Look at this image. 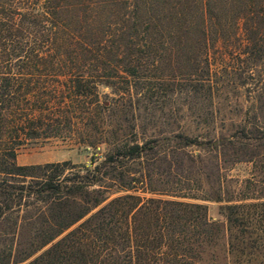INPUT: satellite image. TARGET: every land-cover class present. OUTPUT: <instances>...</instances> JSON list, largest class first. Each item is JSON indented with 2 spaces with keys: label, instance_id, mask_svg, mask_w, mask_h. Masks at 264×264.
<instances>
[{
  "label": "trees",
  "instance_id": "16d2710c",
  "mask_svg": "<svg viewBox=\"0 0 264 264\" xmlns=\"http://www.w3.org/2000/svg\"><path fill=\"white\" fill-rule=\"evenodd\" d=\"M163 61L158 79L193 96L246 86L252 122L140 140L126 98ZM263 74L264 0H0V217L23 238L0 264H264V179L223 187L237 163L264 173ZM49 139L108 150L18 164ZM199 200L225 202V222Z\"/></svg>",
  "mask_w": 264,
  "mask_h": 264
},
{
  "label": "rangeland",
  "instance_id": "374dc122",
  "mask_svg": "<svg viewBox=\"0 0 264 264\" xmlns=\"http://www.w3.org/2000/svg\"><path fill=\"white\" fill-rule=\"evenodd\" d=\"M215 58L219 60L217 54ZM162 65L160 68L150 66L147 70L150 79L142 80L137 89H132L131 102H129L130 98H126L127 104L134 105L133 114L140 126L138 134L140 140L158 131L168 134L170 131L180 130L191 135L203 136L210 131L212 136L218 137L232 134L235 131L234 125L244 123L246 119L252 122L253 93L246 86L236 88L229 86L216 90L214 97L205 93L193 96L189 93V86L187 87L186 84L188 82L180 77L170 82L159 80L160 74H169L170 71L166 62L163 61ZM263 81L264 74L261 78V82ZM124 86L125 84L118 83L117 89H114L100 85L99 91L104 100L108 96L115 99L119 97L118 91L123 90ZM245 112L248 114L245 115ZM128 116L132 117V113ZM107 150L106 145L94 150L61 139L35 140L18 150L17 162L21 165H30L70 160L76 164H90L93 155L101 157ZM259 168L260 164L256 167L252 162H241L224 169V189L228 193L237 192L245 179L251 177L253 173H256L259 180L264 179V173H260ZM118 194L120 193H115L113 196ZM199 202L208 205L209 215L213 220L225 222V217L220 211V206L225 202L215 200H199ZM16 228L12 219L5 221L0 217V256L4 247L16 246L20 240H23L15 234ZM22 231L25 234L28 229L24 228Z\"/></svg>",
  "mask_w": 264,
  "mask_h": 264
}]
</instances>
